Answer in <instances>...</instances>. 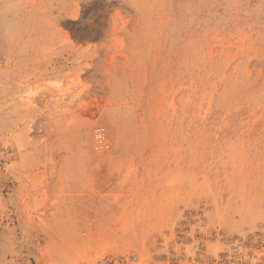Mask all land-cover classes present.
<instances>
[{
    "label": "rangeland",
    "instance_id": "1",
    "mask_svg": "<svg viewBox=\"0 0 264 264\" xmlns=\"http://www.w3.org/2000/svg\"><path fill=\"white\" fill-rule=\"evenodd\" d=\"M226 244L264 262V0H0V264Z\"/></svg>",
    "mask_w": 264,
    "mask_h": 264
},
{
    "label": "built area",
    "instance_id": "2",
    "mask_svg": "<svg viewBox=\"0 0 264 264\" xmlns=\"http://www.w3.org/2000/svg\"><path fill=\"white\" fill-rule=\"evenodd\" d=\"M101 133L97 136L101 137ZM198 251V250H197ZM257 250L244 244H226L215 254L196 252L186 259V264H264L257 260Z\"/></svg>",
    "mask_w": 264,
    "mask_h": 264
}]
</instances>
